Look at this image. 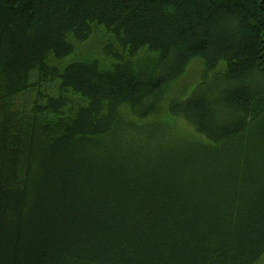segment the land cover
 Returning a JSON list of instances; mask_svg holds the SVG:
<instances>
[{"label": "trees", "instance_id": "16d2710c", "mask_svg": "<svg viewBox=\"0 0 264 264\" xmlns=\"http://www.w3.org/2000/svg\"><path fill=\"white\" fill-rule=\"evenodd\" d=\"M263 255L264 0H0V264Z\"/></svg>", "mask_w": 264, "mask_h": 264}, {"label": "rangeland", "instance_id": "374dc122", "mask_svg": "<svg viewBox=\"0 0 264 264\" xmlns=\"http://www.w3.org/2000/svg\"><path fill=\"white\" fill-rule=\"evenodd\" d=\"M101 42L97 37H92L87 43L79 45L77 48L78 55L81 53H93L96 54L99 51ZM203 71V64L199 59H192L187 66L185 73L175 80L166 90L164 95V101L173 97H184L189 94L194 84L199 79L201 72ZM165 102H163L164 105ZM189 128L185 123L179 122L178 128L180 131ZM258 264H264V255L258 262Z\"/></svg>", "mask_w": 264, "mask_h": 264}]
</instances>
